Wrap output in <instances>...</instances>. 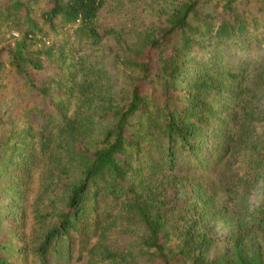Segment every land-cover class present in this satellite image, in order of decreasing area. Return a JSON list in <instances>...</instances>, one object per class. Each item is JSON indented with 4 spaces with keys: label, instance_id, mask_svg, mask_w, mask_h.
I'll use <instances>...</instances> for the list:
<instances>
[{
    "label": "trees",
    "instance_id": "obj_1",
    "mask_svg": "<svg viewBox=\"0 0 264 264\" xmlns=\"http://www.w3.org/2000/svg\"><path fill=\"white\" fill-rule=\"evenodd\" d=\"M161 1L132 44L99 28L105 0L35 13L38 0H0V27L19 34L0 44V207L1 178L30 176L36 146L58 138L62 163L40 264L50 250L71 258L73 242L84 264H264V0ZM67 27L66 51L53 39ZM100 45V58L74 56ZM11 75L32 100L21 125L4 118ZM213 176L230 199L216 210Z\"/></svg>",
    "mask_w": 264,
    "mask_h": 264
},
{
    "label": "rangeland",
    "instance_id": "obj_2",
    "mask_svg": "<svg viewBox=\"0 0 264 264\" xmlns=\"http://www.w3.org/2000/svg\"><path fill=\"white\" fill-rule=\"evenodd\" d=\"M43 2L45 0H38L36 4L32 5L34 13L35 11L41 10V7L44 5L42 4ZM165 6L161 0H105L104 8L99 16L98 26L104 31L107 29L114 30V33H118L120 38L122 37L125 42L133 44L138 31L145 30L150 20L152 21L154 19L153 11ZM250 8L253 10L256 6L252 5ZM70 29V27L65 28V30L60 32L58 37H54L53 39L59 41V44L65 43L64 48L66 51L69 47L66 43L74 41L70 37L72 31ZM18 37L19 34L13 31L12 27L9 29L0 27V44L4 43L13 46L14 40ZM104 42L114 48L118 46L113 36H107ZM44 43L47 46L51 44V41L46 38L44 39ZM102 48L100 45L94 48L95 50L90 51L89 47H85L84 51H76L74 56L79 58L89 55L88 57L100 58L102 56ZM7 69L9 70V67ZM46 74H49V72ZM18 81L12 75L7 80L5 79L2 92L7 100H11L9 108L13 107L12 110H8L9 113L7 112L4 118L6 116H15L17 119L21 117L16 122L18 125H21L23 122L25 124L31 119L34 113L31 110L32 100L30 99V95L24 92ZM29 99V109L23 115L19 103L22 101L28 102ZM57 148L58 138L56 139V143H51V148L44 153L40 151L38 146H36L35 150L31 151V161L29 164L30 176L23 172L17 174L15 170L6 174L3 173L4 176L1 178L5 182L6 189H9L11 192L9 195H6L9 207H0V244L4 247V252L1 255L11 264H40L35 254V248L44 231L50 227L49 221H51L47 213L48 209H45L44 206L55 197L50 191L53 190V187L60 177L62 168ZM215 178L216 176H213L210 180L212 182L211 186H214L215 190L218 191V193H215L214 200L216 210L217 207L223 206L224 201L230 199L224 195L222 189L214 184L216 181ZM18 182L20 183L18 184ZM8 184H10L9 188ZM57 192H59V189ZM253 203L254 198H251L252 206H250V210L253 209ZM228 207L229 211L232 212V205L228 204ZM238 211L241 212V206H238ZM205 214L207 216L206 212ZM20 222L22 223V227L19 226ZM213 224V222L207 223L208 227H211ZM225 232V230H222V233L226 234ZM212 235H214V238L217 236V234ZM260 239H262V236ZM56 250H50L48 252L47 264H84L88 258L92 257L87 253V249H81L76 242H73L71 246V258H68L67 255L65 256L63 251L57 255ZM79 256H82V261L79 260Z\"/></svg>",
    "mask_w": 264,
    "mask_h": 264
}]
</instances>
